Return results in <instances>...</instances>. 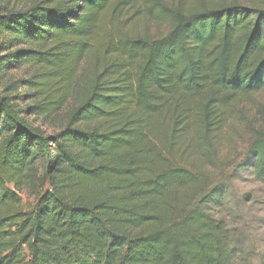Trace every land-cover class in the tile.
Returning <instances> with one entry per match:
<instances>
[{
    "label": "trees",
    "instance_id": "trees-1",
    "mask_svg": "<svg viewBox=\"0 0 264 264\" xmlns=\"http://www.w3.org/2000/svg\"><path fill=\"white\" fill-rule=\"evenodd\" d=\"M135 1H0V264H237L212 211L241 171L264 183V122L225 178L193 161L264 90V0H141L157 37L124 30Z\"/></svg>",
    "mask_w": 264,
    "mask_h": 264
},
{
    "label": "rangeland",
    "instance_id": "rangeland-1",
    "mask_svg": "<svg viewBox=\"0 0 264 264\" xmlns=\"http://www.w3.org/2000/svg\"><path fill=\"white\" fill-rule=\"evenodd\" d=\"M6 1V0H0ZM11 4L25 5L29 0H8ZM193 3L195 0H183ZM201 3L227 2L230 0H196ZM245 3H254L255 0H239ZM124 30L129 34L150 37L162 35L167 30V24L161 21H154L144 17L141 0H136L130 7L124 9L122 15ZM88 62L85 59L79 66V73L84 74L81 80L86 81L88 74L85 68ZM31 69L23 65L10 72L9 76L25 78L30 75ZM45 93L39 95L40 98ZM31 96L26 95L24 99L28 102ZM260 103L264 104V90L252 94L248 97H237L236 103L225 112L226 118L222 129L212 138L216 142L212 144L214 152L209 153L210 159L206 157L202 160L193 161L197 171L202 172L210 180H218V177L225 178L226 174L232 171L239 157L246 148L247 142L254 127H260L264 122V114L258 110ZM72 102H67L59 111L58 116H63L70 108ZM30 119L36 125L46 131L52 132L54 121L52 119L33 117ZM165 122V121H164ZM164 125V123H163ZM166 125V122H165ZM164 125V126H165ZM200 155L198 148L194 154ZM33 200V195L26 192L22 195V202L25 208H29ZM217 218H223L226 224L239 237L241 252L236 258L237 264H264V183L255 178L248 170L241 171L228 181V193L223 203L215 207L212 211Z\"/></svg>",
    "mask_w": 264,
    "mask_h": 264
}]
</instances>
